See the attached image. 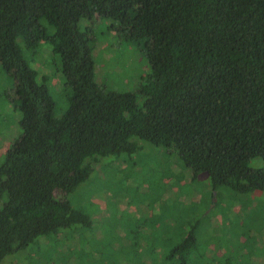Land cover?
Listing matches in <instances>:
<instances>
[{"label":"trees","instance_id":"obj_1","mask_svg":"<svg viewBox=\"0 0 264 264\" xmlns=\"http://www.w3.org/2000/svg\"><path fill=\"white\" fill-rule=\"evenodd\" d=\"M94 15L142 42L149 72L136 90L96 82L91 34L80 27ZM41 42L59 56L69 90L60 116L23 54L21 43L34 51ZM0 65L21 113L0 162V264L10 255L45 264L23 253L91 226L67 196L92 160L133 153L136 138L175 151L212 190L264 196V0H0ZM188 212L135 229L103 264H253L246 247L211 246L204 212Z\"/></svg>","mask_w":264,"mask_h":264},{"label":"rangeland","instance_id":"obj_2","mask_svg":"<svg viewBox=\"0 0 264 264\" xmlns=\"http://www.w3.org/2000/svg\"><path fill=\"white\" fill-rule=\"evenodd\" d=\"M115 25L112 19L97 15L80 21L81 29L91 34L96 82L105 90L134 91L149 72L143 44L125 40ZM21 46L37 72V81L47 83L56 103L55 115L60 116L69 90L59 56L49 43H39L34 51ZM20 118L14 79L0 65V162L21 133ZM134 140L139 148L133 153L92 160L88 180L67 196L74 207L92 217L91 226L65 230L61 239L54 235L38 239L23 253L27 259L33 260L38 253L45 261L38 262L45 264H103L117 256L116 248L135 229L143 233L157 219L170 222L179 210H190L192 216L204 212L203 228L211 246L238 244L247 248L253 264H264V196L212 190L206 173L193 179L192 171L172 149ZM72 240L77 247L70 244ZM23 260L10 255L4 263L23 264Z\"/></svg>","mask_w":264,"mask_h":264}]
</instances>
